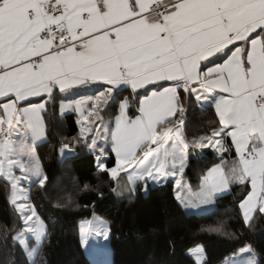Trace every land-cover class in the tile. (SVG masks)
<instances>
[{"label": "snow or ice", "instance_id": "snow-or-ice-1", "mask_svg": "<svg viewBox=\"0 0 264 264\" xmlns=\"http://www.w3.org/2000/svg\"><path fill=\"white\" fill-rule=\"evenodd\" d=\"M96 83L105 87L81 99L62 98L60 112L78 113L79 137L73 139L99 151L100 173L112 180L126 173L133 191L146 178L157 184L175 178L176 199L185 207L212 204L232 184L250 185L239 202L244 225L250 227L257 212L264 216V0H0V178L21 221L12 242L27 264H35L47 235L30 189L46 190L48 181L35 152L47 101L30 98L52 99L54 89L66 94ZM122 85L133 93L147 85L156 90L139 101L134 118L128 99L120 101L113 128L104 111ZM193 98L202 111L205 103L215 108L219 127L188 141L185 115ZM109 137L111 168L101 159ZM190 145L220 154L197 192L181 179ZM233 147L235 157L225 158ZM65 149L67 143L62 156ZM207 231L232 235L222 225ZM96 235L108 239L103 226ZM81 236L83 242V229ZM239 251L245 259L225 264H259L250 245ZM192 252L203 258L202 247Z\"/></svg>", "mask_w": 264, "mask_h": 264}, {"label": "trees", "instance_id": "trees-1", "mask_svg": "<svg viewBox=\"0 0 264 264\" xmlns=\"http://www.w3.org/2000/svg\"><path fill=\"white\" fill-rule=\"evenodd\" d=\"M183 97V91H181ZM114 101L104 111V119L118 114L119 103L127 98L129 114L137 108L139 96L127 88L114 92ZM65 97L55 93L46 103L43 113L45 139L35 147L36 154L48 177L46 190L33 186L30 201L47 225V235L35 264H92L86 257L78 235L80 221L93 215L108 223L111 264H196L188 251L202 243H214L233 250L250 245L264 264V216L258 212L246 227L239 202L250 190L235 184L225 195L215 199L214 208L207 213L188 214L172 199L171 189L147 188L139 185L134 192L119 199L115 196L113 180L100 173L96 165L97 151L76 142L79 126L76 113L60 115V103ZM219 122L213 108L202 111L192 99L187 105L185 135L188 141L210 134ZM67 143L71 153L62 156L61 145ZM227 145L230 141L225 140ZM190 145L189 161L183 174L187 184L196 189L200 179L218 163L211 149ZM105 165L115 164L111 151L106 152ZM233 158V150L226 152ZM87 186V187H85ZM10 186L0 178V261L3 264H27L21 248L12 236L21 227L14 207L9 203ZM54 222V223H53ZM16 228L13 229L12 225ZM5 225L8 226L7 232ZM222 225L231 236L219 235L207 229Z\"/></svg>", "mask_w": 264, "mask_h": 264}, {"label": "rangeland", "instance_id": "rangeland-1", "mask_svg": "<svg viewBox=\"0 0 264 264\" xmlns=\"http://www.w3.org/2000/svg\"><path fill=\"white\" fill-rule=\"evenodd\" d=\"M73 111L74 110H66L63 113H61L59 111V114L64 115V114H67V113L73 112ZM78 119H79V116H78ZM78 119H77V124H78ZM78 126L80 127L79 124H78ZM210 148L211 147H208L206 149H210ZM211 149L214 152V149L213 148H211ZM35 152H36V150H35ZM70 153L71 152L69 150H65L63 156L68 155ZM216 154L219 157L220 154L217 152H216ZM99 155L100 154L98 151L97 156H99ZM106 158H107L106 156L101 157V159L104 162H105ZM96 165H97V160H96ZM202 178L200 179L199 185L196 189H192L188 185L193 192L199 191V186H200ZM22 184L26 185L27 182H22ZM177 191H178V189L176 187H174L172 194H173V197L175 198V200H176ZM9 193H10V191H9ZM122 196L123 195H119V193L117 194L118 198H120ZM176 202H177V204L181 203L178 200H176ZM214 204H215V199H214V202L212 204H209V205H201L198 207H185V205L183 204L182 206H183L184 211L186 213L199 215V214L210 212L214 208ZM242 218H243V216H242ZM101 226L108 229L107 221H105L103 218H101L97 215H93L90 219L80 221L78 224V235H79L80 243H81L82 249H83L86 257L90 260V262L92 264H111V248H110V244H109L108 230H107L108 239H104L103 235H100V236L96 235L97 229L101 228ZM82 229H83V233H84L83 242H82V236H81ZM198 246L202 247V249H203V258L200 260H198L197 255L193 254V252H192V250ZM198 246H196L195 248L188 251V254L195 260L196 264H225L226 260H243L247 256V254L240 253V251H239L240 248L233 250L230 247L221 246V245L214 244V243H212V244L211 243H202Z\"/></svg>", "mask_w": 264, "mask_h": 264}, {"label": "crops", "instance_id": "crops-1", "mask_svg": "<svg viewBox=\"0 0 264 264\" xmlns=\"http://www.w3.org/2000/svg\"><path fill=\"white\" fill-rule=\"evenodd\" d=\"M212 59H216V60H217V63H222V62H223V59H222V58L217 59L216 57H213ZM204 64H207V61L202 62V67H203ZM208 66H212V65H208ZM162 83L168 84V83H170V82H162ZM103 87H105V86H104V85H101V84H99V83H96V84L88 85L87 87H78V88L71 89V90L69 91V93H66V94H65V93H60L59 89L57 88V89H54L53 95H54L55 93H57V94H59V95L65 97V102H67V101H70V100L81 99L83 96L92 95V94L96 93L98 90L102 89ZM194 87H199V85H194ZM124 88H127L128 91H129V93H130L131 95H133V96L138 95V96H139V101H140L144 96H146V95H150V94H151V91L156 90V85H147L145 88H140V89H138V90L136 91V93H133V92H132V89H131L129 86H125V85L120 86V87H119L118 89H116L115 91H117V90H121V89H124ZM180 93H181V90H180ZM30 99H31L32 103H40V102H45V101L48 102V100H49V98L47 97V95H45V96H43V97H32V98H30ZM193 99L195 100V98H193ZM139 101H138L137 108L133 111V114H129V107H128V109H127V114H128V116L134 118L135 116L139 115V112H138ZM195 102H196V101H195ZM196 103H197V102H196ZM22 106L27 107V106H29V104H28V102H22ZM207 107H211V108H213L214 111H215V108H214L213 106H211V105H207V104L205 103V104H204V108H207ZM199 109H201V108L199 107ZM74 112L76 113V115H77V119H78V113H77L76 111H74ZM0 113H2V108H0ZM43 113H44V110L41 112V117H42L43 122H44V137L41 138V139H38V140L36 141V143H35V147H36V145H37L38 143L42 142V141L45 139L46 125H45V121H44ZM215 113H216V112H215ZM118 115H119V111H118V114L115 115L114 117L109 118V119L107 118V119H104V120H105V122H110V123H111V127L114 128V127H115V117L118 116ZM216 116H217V115H216ZM217 119H218V122H219V118H218V117H217ZM98 123H99V121H97V124H98ZM228 139H229V141H230V145H231V138H228ZM98 143H99L101 146H104V145H105V141H104L103 139L98 140ZM200 149H202V148H200ZM200 149H199V150H200ZM210 149H211V148H210ZM211 150H212V149H211ZM232 150H233V152H234V154H235V149H234V147L232 148ZM107 151H111L110 137H109V143H108V145L105 147V152H107ZM212 151H213V150H212ZM97 152H98V151H97ZM111 152H112V151H111ZM112 153H113V152H112ZM188 153H190V152L188 151ZM214 153L216 154L215 151H214ZM225 153H226V152H225ZM225 153H223V155L225 156V158H229V159H230V157L226 156ZM113 155H114V159H115V154L113 153ZM216 156H217V154H216ZM234 157H235V156H234ZM234 157H233V158H234ZM217 158H218V162H219V157L217 156ZM188 161H189V158H188ZM188 161H187V165H188ZM114 166H115V164H114ZM114 166H113V167H114ZM186 167H187V166H186ZM185 169H186V168H185ZM129 171H131V169H129ZM16 174L19 175V171H18V170L16 171ZM206 174H207V172H206ZM2 179H3V178H2ZM181 179H182V183H185V182H186V180L183 178V176L181 177ZM174 180H175V178H169V180H168L167 183H163V182H162L161 184H157V183H155L154 181H152L151 179L146 178V181H147L146 183H145V181H139V182H137L135 188H136L137 186L140 185V186L142 187V189H143V192H145L147 188H152V189H157V190H169V188H170V189H171V192L173 193V188L176 187V186H175V182H174ZM113 182H114V188L117 189V191L114 192L115 196L117 197V194H118V193H119V195H123V196L120 197L119 199H121V198H125V197L131 195V194L134 192V191L132 190V186H131V185H128V182H127V175H126V173H124V172H121L120 177L118 178V180H113ZM186 183H187V182H186ZM187 185H188V184H187ZM233 185H235V184H232V185L230 186V188H231ZM249 188H250V185H249ZM229 190H230V189H229ZM229 190H227V191H225V192H222V193H217L216 196L214 197V199H216V198L219 197V196L225 195L226 193L229 192ZM172 199H173L174 201L177 200V199L175 200V198L173 197V194H172ZM179 203H180V202H179ZM179 205L182 206L183 204L180 203ZM182 208H183V206H182ZM183 209H184V208H183ZM240 211H241V210H240Z\"/></svg>", "mask_w": 264, "mask_h": 264}, {"label": "built area", "instance_id": "built-area-1", "mask_svg": "<svg viewBox=\"0 0 264 264\" xmlns=\"http://www.w3.org/2000/svg\"><path fill=\"white\" fill-rule=\"evenodd\" d=\"M181 91H183V89H180ZM186 118H187V111H186V115H185V122H186Z\"/></svg>", "mask_w": 264, "mask_h": 264}]
</instances>
